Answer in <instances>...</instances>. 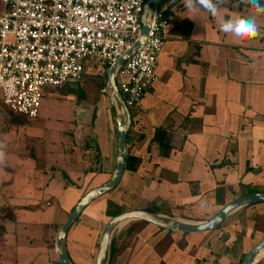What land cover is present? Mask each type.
<instances>
[{"label": "crops", "instance_id": "0c3cea01", "mask_svg": "<svg viewBox=\"0 0 264 264\" xmlns=\"http://www.w3.org/2000/svg\"><path fill=\"white\" fill-rule=\"evenodd\" d=\"M173 1L157 80L145 92L140 108L130 112L127 147L137 160L134 170L125 171L117 186L124 195L113 193L116 187L96 199L68 231L66 247L74 264L96 263L102 228L120 211L154 210L200 222L236 198L264 192V0H220L215 16L203 9L189 10L184 0ZM228 19H253L259 35L238 40L224 33L221 21ZM101 94L105 95L102 87ZM109 106L100 109L107 123V131H100L105 134L102 141L87 142L96 131L66 132L79 138L77 151L62 146L52 151L50 140L36 141L41 137L38 131H25L29 122L6 126L7 120L0 119V204L13 212L1 223L0 259L10 247L15 261L3 264L58 261L57 232L81 197L114 171L116 127ZM159 130L166 134V148L154 142ZM40 147L53 174L46 173L44 184L32 187L35 192H50L45 206L55 200L58 205L45 214L47 220L43 214L39 221L25 220L19 243L18 223L25 212L35 211L2 199L19 198L14 187L18 180L33 181L19 171L36 168ZM52 157H57L56 163H47ZM55 183L58 188L50 189ZM123 198L132 205L116 208L114 203ZM9 235L14 242L7 246L4 236ZM263 238L264 203L246 207L203 233H174L132 222L114 233L109 264H240ZM257 264H264V257Z\"/></svg>", "mask_w": 264, "mask_h": 264}, {"label": "built area", "instance_id": "2783aa9c", "mask_svg": "<svg viewBox=\"0 0 264 264\" xmlns=\"http://www.w3.org/2000/svg\"><path fill=\"white\" fill-rule=\"evenodd\" d=\"M145 0H0V103L38 118L46 88L98 75L129 51L141 29ZM173 0H163L144 44L119 69L116 84L129 109H138L157 80ZM55 264H60L56 261Z\"/></svg>", "mask_w": 264, "mask_h": 264}, {"label": "rangeland", "instance_id": "374dc122", "mask_svg": "<svg viewBox=\"0 0 264 264\" xmlns=\"http://www.w3.org/2000/svg\"><path fill=\"white\" fill-rule=\"evenodd\" d=\"M99 72V65L94 64L87 67L85 74L83 76V79L78 82H71L67 83L62 87H52V88H46L44 91V95L40 102V108H39V114L38 118L34 120H30L24 116H20V123L21 125H24V123L29 122L27 126H24L25 131H38L41 134V137L39 139L37 138V142H45L47 143L48 140L51 141L52 144L48 145V148L50 150L59 149V146H62L63 149L68 148H74L76 151L78 150L79 146L77 145V140H79L78 137H76V133L74 136H70L66 134L67 131H96V136L92 135L88 138L87 142L91 143L102 141L105 138L104 132L100 131H107L106 130V114L105 112L103 115L100 116V109L104 106H109V101L107 99L106 95L101 94L100 95V83L101 80L105 79L98 75ZM107 103V105H106ZM110 107V106H109ZM10 112V111H9ZM11 113V112H10ZM16 114H9L8 111L3 107V105L0 104V119H6L7 122L5 123L6 126H11V123H14ZM19 117V116H18ZM18 124V125H19ZM5 126V127H6ZM4 127V128H5ZM13 128H11L12 130ZM15 131V129H13ZM18 131H23V129H20ZM83 138V137H82ZM86 142V143H87ZM86 143H84L86 145ZM83 144V145H84ZM95 146V144H93ZM81 147V146H80ZM45 151L43 148H39L36 150V155H38L37 161L34 165V170L28 169H21L19 171L22 173L21 177H31L32 182L30 183H24L20 182L18 180V184L14 186L15 188L19 189L18 196L19 198H15L14 201H9L7 199L3 200V203H16V204H24L29 205L24 210H31L33 209L35 212H25L22 215V219L20 220V223H18V231L16 236L18 235V242L23 243V237H21V233H24L21 231L22 225L25 223V220L31 221V220H40L41 214L44 215L41 216L44 220H47L45 217V214L47 215L48 212H51L56 205H58V202L55 200L53 201L54 204L50 207L45 206L46 199H48L50 192L47 189L39 190V192H35L33 190V185L39 186V184L43 183V178L48 175L53 174L52 171H49L47 165L43 160V158L46 157ZM57 160V157L55 158ZM56 160H53V157L47 160V163L55 164ZM1 161V160H0ZM31 166V165H30ZM1 174V173H0ZM39 176V181L37 180V177ZM19 178V177H18ZM73 176H71V179ZM49 178L46 179L48 181ZM20 182V183H19ZM58 184L55 183V185L50 184V189H57ZM13 187V188H14ZM48 191V192H47ZM124 195L122 191V187H117L113 193H120ZM41 196L38 200L37 197ZM115 195V194H114ZM129 195V194H127ZM51 197V196H50ZM6 198V197H5ZM132 198V197H131ZM50 200V199H48ZM113 202V201H112ZM114 203V202H113ZM115 207L123 208H129L128 206H131V201L126 202L124 201V198L122 199V202L120 204L114 203ZM31 205V206H30ZM101 205V204H100ZM125 206V207H124ZM30 207V209H29ZM116 207V208H117ZM110 208H112V204L110 202ZM109 209V208H108ZM115 209H112L111 211L114 212ZM120 211V210H119ZM110 213V210H108ZM123 212V211H120ZM12 210L8 207L1 206L0 204V227L1 223L4 221L5 218L12 217ZM2 232L0 231V242L2 241ZM14 235V236H15ZM5 239H7V246L11 245L14 240L12 236H4ZM13 250L8 247L5 248L4 252L5 255L3 258L0 259V264H3L2 262L9 261V262H15L14 261V255Z\"/></svg>", "mask_w": 264, "mask_h": 264}, {"label": "water", "instance_id": "95a60500", "mask_svg": "<svg viewBox=\"0 0 264 264\" xmlns=\"http://www.w3.org/2000/svg\"><path fill=\"white\" fill-rule=\"evenodd\" d=\"M163 0H145L141 16L139 37L133 47L120 57L107 70L105 77V95L112 109L116 127V153L114 171L102 185L85 193L70 212L66 222L61 226L54 240V248L60 264H74L68 254L66 239L68 231L75 224L86 207L96 199L113 191L121 182L125 172L128 155V132L131 125V113L124 103L116 84L119 69L144 44L145 38L153 24L157 10ZM257 203H264V192H253L236 198L221 207L214 215L200 222L186 221L154 210L134 209L123 211L111 217L103 226L96 253L95 264H109L110 248L114 233L122 226L132 222H146L159 229L174 233H203L217 229L224 221L242 209ZM264 238L248 252L240 264H257L264 257Z\"/></svg>", "mask_w": 264, "mask_h": 264}, {"label": "clouds", "instance_id": "9594fccd", "mask_svg": "<svg viewBox=\"0 0 264 264\" xmlns=\"http://www.w3.org/2000/svg\"><path fill=\"white\" fill-rule=\"evenodd\" d=\"M186 8L192 11L203 9L215 16L220 7V0H184ZM264 11V9H261ZM221 31L232 34L238 40H250L259 35V29L253 19H231L221 21Z\"/></svg>", "mask_w": 264, "mask_h": 264}, {"label": "trees", "instance_id": "16d2710c", "mask_svg": "<svg viewBox=\"0 0 264 264\" xmlns=\"http://www.w3.org/2000/svg\"><path fill=\"white\" fill-rule=\"evenodd\" d=\"M170 11H171V9L166 13V16L169 19H170ZM105 77L106 76H104L103 78L105 79ZM100 85H101L102 89L104 90L105 89V81L104 80H101ZM131 111H132V109L130 110V112ZM8 113L9 114H13V113H10L9 111H8ZM18 116L19 115H15V120H14V123H16L17 125L20 123V116L19 117ZM154 142H156V144H158L160 146V148H166V146H167V144H166V134L164 132L160 131V130L159 131H156V135H155V138H154ZM136 161H137L136 158L130 154L129 147H128V155H127V160H126L125 171H133L134 170V165H135ZM0 231L2 233L4 231V228L2 226L0 227Z\"/></svg>", "mask_w": 264, "mask_h": 264}, {"label": "bare ground", "instance_id": "6f19581e", "mask_svg": "<svg viewBox=\"0 0 264 264\" xmlns=\"http://www.w3.org/2000/svg\"><path fill=\"white\" fill-rule=\"evenodd\" d=\"M263 254H264V251H263Z\"/></svg>", "mask_w": 264, "mask_h": 264}, {"label": "flooded vegetation", "instance_id": "af4514ba", "mask_svg": "<svg viewBox=\"0 0 264 264\" xmlns=\"http://www.w3.org/2000/svg\"><path fill=\"white\" fill-rule=\"evenodd\" d=\"M105 92V91H104Z\"/></svg>", "mask_w": 264, "mask_h": 264}]
</instances>
